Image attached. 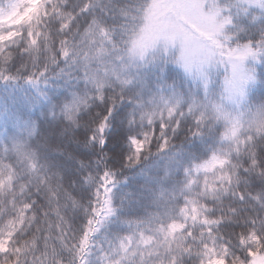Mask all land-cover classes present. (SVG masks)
<instances>
[{"label": "trees", "instance_id": "1", "mask_svg": "<svg viewBox=\"0 0 264 264\" xmlns=\"http://www.w3.org/2000/svg\"><path fill=\"white\" fill-rule=\"evenodd\" d=\"M52 3L60 10L49 15ZM214 4L229 25L209 37L213 49L249 55L239 109L223 101L225 68L206 84L171 59L174 52L140 62L120 55L123 0L31 6L0 45V218L22 204V216L35 213L36 223L45 215L59 221L49 251L54 260L74 254V264H201L221 244L242 264L252 257L264 264V133L252 131L264 128V0ZM61 38L65 55L57 51L51 63L48 49ZM173 105L180 107L169 115ZM213 156L216 167L198 170ZM172 224L182 228L156 235ZM139 236L153 242L141 247ZM126 238L132 244L123 252Z\"/></svg>", "mask_w": 264, "mask_h": 264}, {"label": "rangeland", "instance_id": "2", "mask_svg": "<svg viewBox=\"0 0 264 264\" xmlns=\"http://www.w3.org/2000/svg\"><path fill=\"white\" fill-rule=\"evenodd\" d=\"M37 1H32L26 6L22 0H12L5 7L0 8V45L16 34L17 25ZM228 25L229 21L220 16L214 0H151L144 23L132 41L131 60L140 62L150 54L166 51L174 52L179 56L180 39L186 38V62L191 65V71H186L184 64L179 63L183 70L188 74L199 76L207 84L213 74L225 68L226 75L221 77L223 101L226 105L239 109L245 100V88L249 82L244 66V60L246 61L249 55L245 49H240L222 57L208 41L211 36L223 34ZM173 34L177 35L175 44L166 39ZM239 117L241 114L237 113V118ZM219 163L220 159L213 156L202 163L198 170L210 171ZM181 228L179 224L160 227L156 235L165 237ZM138 239L141 247H149L153 242L148 236H139ZM131 244L128 238L120 241L123 252L130 248ZM3 246L0 244V247ZM204 264H224V261L214 257ZM247 264H263V261L259 257H252Z\"/></svg>", "mask_w": 264, "mask_h": 264}, {"label": "clouds", "instance_id": "3", "mask_svg": "<svg viewBox=\"0 0 264 264\" xmlns=\"http://www.w3.org/2000/svg\"><path fill=\"white\" fill-rule=\"evenodd\" d=\"M63 2V0H61ZM126 3L128 8V28L122 35L117 33V43L120 49V55H128L132 50V41L135 35L139 32V28L142 24L143 17V9L146 7L147 0H123ZM139 4V7L137 5ZM45 7V6H42ZM56 9L59 11V7L56 3H52L51 7H45V11L51 15L52 10ZM33 28L35 25L32 26ZM37 34H39V29L36 30ZM74 35V33H69L68 39ZM45 38L50 42V38L47 37V32H45ZM122 41V43H121ZM66 45L64 44V39H60V46L53 50L49 47L48 52L49 55L47 59L51 63H55L57 60L56 52L58 51L61 57H64ZM171 59H174L172 57ZM188 106L191 107L190 102H188ZM179 105H173L168 109L169 115L179 108ZM158 118L155 114L150 115L149 119ZM170 122V121H169ZM254 134L264 133V128L252 129ZM150 136V133L148 134ZM146 144L148 140L146 139ZM147 153V149H145L141 155L144 156ZM134 155V153H133ZM97 181L94 187H100L102 184V180L99 178L100 173H97ZM10 185L5 181V191ZM12 195H16V193H12ZM8 203H11L9 201ZM52 208L50 211H54ZM23 211V205L17 204L12 207L9 212L3 217L0 218V244H3V247H0V264H74L75 255H71L68 258H64L63 254L59 258H55V253L49 251L53 246L50 243V240L47 238L50 235V230L53 223L56 224L57 227H60L59 221H53L47 215L39 219V222L36 223L35 213L32 215L22 216L21 212ZM15 212L16 215H12ZM30 225H34L35 230H30ZM41 231H44L45 237L42 240V246L40 243ZM62 239V237H58ZM243 239V238H242ZM74 245L69 252H72L74 249ZM225 246L221 244L215 253H212L210 250L205 254V260L209 257L215 256H223L225 259V264H242L241 257L233 256L231 252H224L222 249ZM155 264H167V262L156 261ZM204 264V261L201 262Z\"/></svg>", "mask_w": 264, "mask_h": 264}, {"label": "snow or ice", "instance_id": "4", "mask_svg": "<svg viewBox=\"0 0 264 264\" xmlns=\"http://www.w3.org/2000/svg\"><path fill=\"white\" fill-rule=\"evenodd\" d=\"M171 43L175 44L177 40V35L173 34L171 36L166 37ZM181 50L179 56L174 57V61L177 63H183L186 71H191V65L186 62V52H187V41L186 38L180 39ZM143 55V52H141ZM103 127V125H102ZM135 143V141H133Z\"/></svg>", "mask_w": 264, "mask_h": 264}]
</instances>
